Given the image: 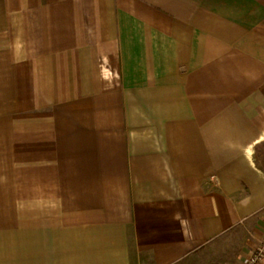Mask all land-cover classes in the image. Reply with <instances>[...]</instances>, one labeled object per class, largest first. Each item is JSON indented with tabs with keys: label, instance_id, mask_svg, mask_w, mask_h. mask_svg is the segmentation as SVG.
<instances>
[{
	"label": "crops",
	"instance_id": "crops-1",
	"mask_svg": "<svg viewBox=\"0 0 264 264\" xmlns=\"http://www.w3.org/2000/svg\"><path fill=\"white\" fill-rule=\"evenodd\" d=\"M263 236L264 0H0V264H246Z\"/></svg>",
	"mask_w": 264,
	"mask_h": 264
},
{
	"label": "built area",
	"instance_id": "built-area-1",
	"mask_svg": "<svg viewBox=\"0 0 264 264\" xmlns=\"http://www.w3.org/2000/svg\"><path fill=\"white\" fill-rule=\"evenodd\" d=\"M264 262V236L255 247L246 264H260Z\"/></svg>",
	"mask_w": 264,
	"mask_h": 264
}]
</instances>
